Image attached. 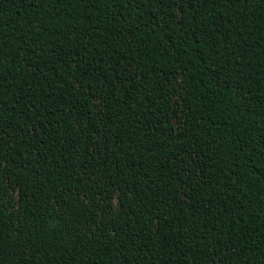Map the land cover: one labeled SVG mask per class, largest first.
Listing matches in <instances>:
<instances>
[{
    "label": "trees",
    "instance_id": "trees-1",
    "mask_svg": "<svg viewBox=\"0 0 264 264\" xmlns=\"http://www.w3.org/2000/svg\"><path fill=\"white\" fill-rule=\"evenodd\" d=\"M175 12L0 2L4 264H264V0Z\"/></svg>",
    "mask_w": 264,
    "mask_h": 264
},
{
    "label": "snow or ice",
    "instance_id": "snow-or-ice-1",
    "mask_svg": "<svg viewBox=\"0 0 264 264\" xmlns=\"http://www.w3.org/2000/svg\"><path fill=\"white\" fill-rule=\"evenodd\" d=\"M2 2V0H0ZM36 0H33L35 3ZM41 3L46 2V0H40ZM92 2V0H90ZM215 3V0H212ZM229 2H233V0H229ZM234 2H239V0H234ZM159 3L165 11H170L171 9H175V21L178 26H182L186 17V10L191 7L193 9L192 18H197L196 9H199L201 5L207 4L208 0H137V6H145L147 7L149 4ZM7 47L5 43V37L0 35V56L3 55V50ZM5 109H0V118H2ZM6 136V132L3 133ZM3 252H4V245L2 241H0V264H4L3 261ZM216 264H220L219 261Z\"/></svg>",
    "mask_w": 264,
    "mask_h": 264
}]
</instances>
